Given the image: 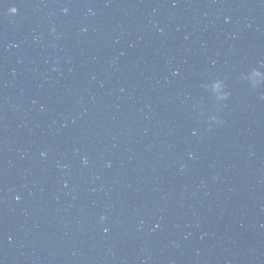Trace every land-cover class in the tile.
<instances>
[{"label":"water","instance_id":"1","mask_svg":"<svg viewBox=\"0 0 264 264\" xmlns=\"http://www.w3.org/2000/svg\"><path fill=\"white\" fill-rule=\"evenodd\" d=\"M0 264H264V0H0Z\"/></svg>","mask_w":264,"mask_h":264},{"label":"clouds","instance_id":"2","mask_svg":"<svg viewBox=\"0 0 264 264\" xmlns=\"http://www.w3.org/2000/svg\"><path fill=\"white\" fill-rule=\"evenodd\" d=\"M8 11H9V13H15V9H9ZM65 11H66V9H65ZM49 31H50V32H54L55 30H54V28H50ZM41 155L43 156L44 153H41ZM83 162H84V163L87 162V161H86V158H84ZM17 199H18V197H17ZM99 219H100L101 221H103L104 217L101 216ZM105 231H107V229H105Z\"/></svg>","mask_w":264,"mask_h":264}]
</instances>
